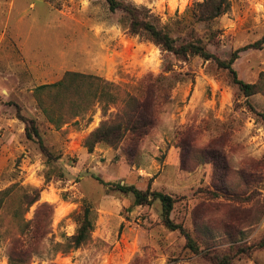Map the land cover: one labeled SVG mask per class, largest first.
<instances>
[{"label": "rangeland", "instance_id": "obj_1", "mask_svg": "<svg viewBox=\"0 0 264 264\" xmlns=\"http://www.w3.org/2000/svg\"><path fill=\"white\" fill-rule=\"evenodd\" d=\"M117 1L111 10L108 0H0V190H40L20 220L13 216L20 190L1 210L0 264H12V240L32 239L35 220L49 225L30 264H264V81L245 96L214 59L176 55L131 33L129 12L139 8L177 45L200 38L228 60L263 37L264 0H228L227 12L210 21L200 15L205 0ZM233 67L244 81H259L264 45L240 51ZM67 71L133 93L155 81L149 134L133 149L127 137L89 152L87 138L118 109L105 113L96 103L83 116L60 114L56 92L37 88ZM20 113L35 119L41 138H27ZM116 183L171 195V217L198 251L164 225L159 200L135 205ZM86 207L90 239L56 249L77 232Z\"/></svg>", "mask_w": 264, "mask_h": 264}, {"label": "trees", "instance_id": "obj_2", "mask_svg": "<svg viewBox=\"0 0 264 264\" xmlns=\"http://www.w3.org/2000/svg\"><path fill=\"white\" fill-rule=\"evenodd\" d=\"M108 2L111 10H115L121 6V3L117 0H108ZM200 6L202 7L201 17H203V20L210 21L227 12L229 2L228 0H205ZM129 9L131 10L129 11L131 14V33H145L151 41L160 45L164 50L174 52L176 55L185 56L194 54L206 60L214 59L218 66L230 71L234 83L238 85L245 96L253 95L262 90L264 72L261 73L259 81L248 83L239 78L233 64L238 58L240 51L248 48H262L264 45V35L260 40L234 51L228 60H222L207 50L206 44L202 39L198 38L177 45L176 40L169 32L159 28L145 18H140L141 12L139 8ZM37 89L56 92L57 101H60L57 102L60 103V114L63 113V116L66 114H70V117L83 116L96 103L102 106L105 113H107L111 106L117 107L118 111L116 115L102 122L100 127L93 131L87 138L85 146L89 152H92L96 144L100 143L117 147L127 137H129V146L133 149L149 134L156 121L159 90L155 81L145 83L141 88L137 89L136 93H133L97 75L67 71L60 81L42 84ZM67 104L69 109L64 110V106ZM44 111L48 113V109L45 108ZM19 117L26 123L27 138H41V133L35 119L28 118L21 113ZM43 149L45 150V147ZM112 187L122 193L133 195L135 205L150 204L153 200H159L162 205L161 218L164 225L170 230L180 229L184 232L187 238V246L194 251H198L195 241L190 237L189 233L185 232L183 225L176 223L171 217L175 203V199L171 195L159 191H152L149 188L143 190L135 184L116 183ZM15 188L17 186L12 185L0 190V213L11 196L16 194L17 190H20L22 192L19 198L20 205L16 207L15 213L13 214L17 220H20L23 218L21 208H24V211H28L30 206L40 199V190L29 187H20L17 190ZM78 221L79 226L77 232L71 237H66L65 243L57 244L56 249L59 246L64 247V251L72 247L78 248L90 239L94 229V223L88 207L85 208L83 215L78 218ZM30 223L27 222V224ZM33 223L34 227L30 231L35 234L31 237L32 239L22 240L21 238H17L12 240L9 248V257L12 264H30L32 256L38 253V249L43 245L42 239H38V233L41 231L44 234L46 233L49 221L40 222L35 220ZM221 264L224 263L222 262Z\"/></svg>", "mask_w": 264, "mask_h": 264}]
</instances>
